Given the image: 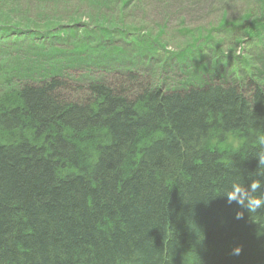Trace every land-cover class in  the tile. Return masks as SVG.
Instances as JSON below:
<instances>
[{"label": "trees", "instance_id": "obj_1", "mask_svg": "<svg viewBox=\"0 0 264 264\" xmlns=\"http://www.w3.org/2000/svg\"><path fill=\"white\" fill-rule=\"evenodd\" d=\"M3 5L0 38L9 42L67 38L66 25L80 23L74 15L68 24L60 16L34 24L18 1ZM241 18L224 28L261 42L264 21ZM95 23L99 37L109 35ZM21 63L0 61V264H264V208L250 215L222 194L233 181L259 178L257 83L249 78L244 92H152L128 73L115 86L90 84L88 98L71 102L60 80L25 81L39 68ZM228 133L233 139L223 140Z\"/></svg>", "mask_w": 264, "mask_h": 264}, {"label": "rangeland", "instance_id": "obj_2", "mask_svg": "<svg viewBox=\"0 0 264 264\" xmlns=\"http://www.w3.org/2000/svg\"><path fill=\"white\" fill-rule=\"evenodd\" d=\"M2 1L5 3L3 9L17 1L21 3L23 7L20 12L31 18L34 24H40L45 16H60L64 24H68L69 18L74 15L80 20V23L72 24V27L66 25V29L72 32L67 38L62 35L63 38L50 40L40 34L33 38L36 40L32 41V46L28 38L20 37L21 42L18 43L21 44L9 42L10 38H0V61L12 64L18 59L20 63L39 68L28 78H24L30 84L39 85L36 82L42 80L48 68L47 60L39 56L34 59L35 54H48V60L52 63L64 62L69 54L74 53V49H79L77 47L83 41L89 49L109 52V56L99 58L95 55H83L80 60L76 59V62L64 67L67 71L63 76L69 82L85 84L90 81L116 80L122 74L133 72L138 76H146L152 85H158L164 90L183 89L190 86L189 83L186 86L182 83L181 76L190 74L191 80L203 79V82L208 83L211 79L214 80L213 63L222 61L230 64L229 68L235 63L234 69H237L240 78L251 77L257 85L264 86V75L258 72L264 67V33L260 37L261 42H258L255 39L248 40L241 31L231 26L224 28L225 22L235 25L244 22L241 18L244 15L253 17L250 18L251 21L256 18L264 21V0H0ZM11 16L20 18L17 15ZM96 19L97 24L105 22V26H102L108 30L109 36L116 37L113 43L99 37ZM12 22L16 23L14 20ZM250 28L248 25L245 29L249 31ZM87 31H92V35L84 38ZM255 32L252 29V33ZM26 35L29 33L22 36ZM121 38L124 40H120ZM50 43L52 48L48 46ZM193 45L198 48L194 49L192 56L190 53L192 60L186 59V66L177 67V54ZM140 47L151 51V54L139 61L135 56ZM213 73L216 74V70ZM227 73V69H224L225 78L231 81L234 75L232 72L230 75ZM16 80L17 85L20 84ZM63 93L59 91L62 97L71 102L89 97L87 89L80 93L65 89Z\"/></svg>", "mask_w": 264, "mask_h": 264}, {"label": "bare ground", "instance_id": "obj_3", "mask_svg": "<svg viewBox=\"0 0 264 264\" xmlns=\"http://www.w3.org/2000/svg\"><path fill=\"white\" fill-rule=\"evenodd\" d=\"M102 37H104L105 39H108L112 43H113V41L116 38L115 36H109V35L106 36V37L105 36H102ZM120 40H124V39L121 38ZM240 40L242 41V39H240ZM81 42L83 43V41H81ZM51 45H52L51 43H50V45H48L49 48H52ZM101 49H103V48H101ZM149 54H151V51L140 47L139 53L135 57H138V60L140 61V60L146 58L147 55H149ZM83 55L84 54H82V52H80V53H72V54L67 56V58L65 59L64 62H53L52 63V62H50L48 60V58H50V57H48V54H46V53H37V54H35L33 56L34 59H36L37 56L41 57L42 59H46L47 60L46 67H48L47 68L48 70L46 69V74L42 77V80L40 82H36V83L41 85L43 83L48 82L47 80H51L52 78L60 80L61 82H63L61 88H59L61 93H63L65 89L66 90H70L72 93H73V91H76V92L80 93V91H82V90L84 91V90L88 89L89 85L92 84V83H96V84L104 85V86H115L117 81L114 80V79L90 81L89 83L86 82L85 84H82V83L78 82L79 83L78 84L76 81L69 82L70 80H68L67 78H64L63 75L67 71V69H65L66 66L67 65L70 66L71 63L76 62V59L80 60L81 56H83ZM51 56H53V55L51 54ZM148 57H150V56H148ZM52 60H56V59L52 58ZM215 63H216V65H215ZM164 64L166 65L167 63L165 62ZM187 64H188L187 60L181 61V59H180V60H177L176 66L177 67L186 66ZM229 66H230V64L227 65L226 63H224L222 61L220 63H219V61H215L213 63V67H214L213 68V72L216 70V72H217L216 74L217 75L212 72V74L214 75V80L211 79L208 83L203 82L202 81L203 79H192L191 80L190 78H192V77L190 76V74H188L187 76H181L180 78H182L181 81H182L183 84L185 83V86L189 83V86H190L189 88H183V89L182 88H180V89L176 88L175 90H164L163 88H160V89L163 92H165V93H173V92H175V93H187L190 89L202 90V89L207 88L209 86H218L221 89H223V88L225 89V88L229 87V88H234V89L238 90L239 92H244L245 90L252 89V86L249 85V83H247V81L249 80L248 78H251V77H248L246 79L245 78H240L239 75H238L239 73L237 72V69H234L235 68V63H233V66H231V68H229ZM211 68H212V66H211ZM224 69H227V72H228L227 75H230L231 72H232V75H234V77L231 78V81L228 80L227 78H225ZM263 70H264V67H263ZM263 70L262 71L260 70L258 72H261V74L264 75ZM130 74H133V75H135L137 77V78H135V80L137 81L139 86H142V87L148 86L149 91L151 90L153 92V91L157 90L158 87H159L158 85H152V83L150 81H148L149 79L146 76H138L136 73H133V72L130 73ZM122 75H125V74H122ZM252 76H254V75H252ZM213 81H214V83H213ZM33 85H36V84H33ZM191 85H195V86H191ZM257 86L260 88L258 93L264 95V86L263 85L262 86L257 85ZM1 89L2 88H0V90ZM253 90L256 91L255 89H253ZM3 91H2V93H3ZM135 93H138V90ZM232 139H233V135H231L229 133L226 134L225 137H223V140H225V141H230Z\"/></svg>", "mask_w": 264, "mask_h": 264}, {"label": "clouds", "instance_id": "obj_4", "mask_svg": "<svg viewBox=\"0 0 264 264\" xmlns=\"http://www.w3.org/2000/svg\"><path fill=\"white\" fill-rule=\"evenodd\" d=\"M253 145L256 149L255 156L258 159V169L256 175L259 178L250 179L247 186L244 182L233 181L230 188L222 194L226 196L229 204L235 202L241 208L246 209L252 215L257 213L258 209L264 208V172H260L261 166H264V133H260L255 137ZM240 145L235 146V150L239 151ZM244 213L237 212L236 219H242ZM241 249L239 246L233 249L234 255H239Z\"/></svg>", "mask_w": 264, "mask_h": 264}]
</instances>
